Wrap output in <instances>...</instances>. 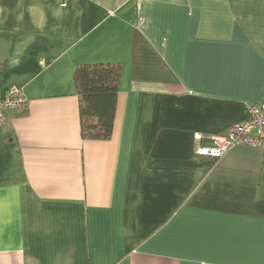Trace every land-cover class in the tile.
Listing matches in <instances>:
<instances>
[{"label": "crops", "instance_id": "0c3cea01", "mask_svg": "<svg viewBox=\"0 0 264 264\" xmlns=\"http://www.w3.org/2000/svg\"><path fill=\"white\" fill-rule=\"evenodd\" d=\"M85 65L121 69L109 140L82 137ZM11 87L0 264H264V149L194 138L264 104V0H0Z\"/></svg>", "mask_w": 264, "mask_h": 264}, {"label": "trees", "instance_id": "16d2710c", "mask_svg": "<svg viewBox=\"0 0 264 264\" xmlns=\"http://www.w3.org/2000/svg\"><path fill=\"white\" fill-rule=\"evenodd\" d=\"M121 69L117 65H85L76 69L82 137L109 140L117 107Z\"/></svg>", "mask_w": 264, "mask_h": 264}, {"label": "built area", "instance_id": "2783aa9c", "mask_svg": "<svg viewBox=\"0 0 264 264\" xmlns=\"http://www.w3.org/2000/svg\"><path fill=\"white\" fill-rule=\"evenodd\" d=\"M28 107V99L22 91L11 87L7 97L0 100V126L6 122L8 111H24ZM248 118L245 122L232 127L222 135H195L196 154L214 160L222 159L229 151L239 146L264 149V104L247 107ZM207 139L210 144L203 145Z\"/></svg>", "mask_w": 264, "mask_h": 264}]
</instances>
